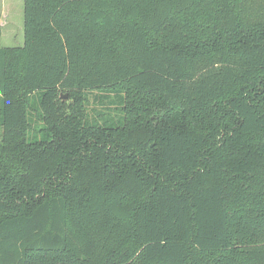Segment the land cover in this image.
<instances>
[{"label": "trees", "instance_id": "trees-1", "mask_svg": "<svg viewBox=\"0 0 264 264\" xmlns=\"http://www.w3.org/2000/svg\"><path fill=\"white\" fill-rule=\"evenodd\" d=\"M23 17L0 45V264H264V0Z\"/></svg>", "mask_w": 264, "mask_h": 264}, {"label": "rangeland", "instance_id": "rangeland-1", "mask_svg": "<svg viewBox=\"0 0 264 264\" xmlns=\"http://www.w3.org/2000/svg\"><path fill=\"white\" fill-rule=\"evenodd\" d=\"M8 9L7 26L2 30L0 45L18 47L24 43L23 33V0H12Z\"/></svg>", "mask_w": 264, "mask_h": 264}, {"label": "crops", "instance_id": "crops-1", "mask_svg": "<svg viewBox=\"0 0 264 264\" xmlns=\"http://www.w3.org/2000/svg\"><path fill=\"white\" fill-rule=\"evenodd\" d=\"M12 0H0V26H1V35H2V30L5 26H7V18H8V9L10 8L12 4ZM1 39V37H0ZM4 47V46H2ZM20 47V46H18Z\"/></svg>", "mask_w": 264, "mask_h": 264}, {"label": "water", "instance_id": "water-1", "mask_svg": "<svg viewBox=\"0 0 264 264\" xmlns=\"http://www.w3.org/2000/svg\"><path fill=\"white\" fill-rule=\"evenodd\" d=\"M62 98H66V95L62 96Z\"/></svg>", "mask_w": 264, "mask_h": 264}]
</instances>
